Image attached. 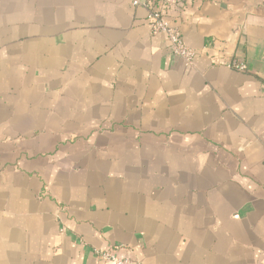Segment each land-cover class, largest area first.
Returning <instances> with one entry per match:
<instances>
[{"label":"crops","instance_id":"1","mask_svg":"<svg viewBox=\"0 0 264 264\" xmlns=\"http://www.w3.org/2000/svg\"><path fill=\"white\" fill-rule=\"evenodd\" d=\"M151 4L192 65L131 0H0V264H264V0Z\"/></svg>","mask_w":264,"mask_h":264},{"label":"built area","instance_id":"2","mask_svg":"<svg viewBox=\"0 0 264 264\" xmlns=\"http://www.w3.org/2000/svg\"><path fill=\"white\" fill-rule=\"evenodd\" d=\"M181 0H162V7H175ZM133 6H143L146 11V20L152 33H162L168 43V51L174 57L182 60L186 65H192L195 50L189 47L183 40L179 29L173 25L163 14L160 7H153L151 0H131ZM230 67L243 71L245 65L233 61ZM117 248V247H114ZM95 255L110 264H135L128 256L119 255L110 249H96Z\"/></svg>","mask_w":264,"mask_h":264}]
</instances>
